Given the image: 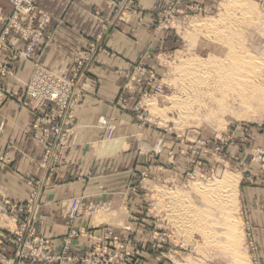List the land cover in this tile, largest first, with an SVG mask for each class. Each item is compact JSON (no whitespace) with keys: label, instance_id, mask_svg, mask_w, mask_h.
<instances>
[{"label":"rangeland","instance_id":"1","mask_svg":"<svg viewBox=\"0 0 264 264\" xmlns=\"http://www.w3.org/2000/svg\"><path fill=\"white\" fill-rule=\"evenodd\" d=\"M80 1L96 3V0ZM97 2L98 7L91 14L98 20V34L90 36L78 46L73 53L71 65L66 68H56L44 62L37 53L38 50L50 47L52 35L48 29L54 20L40 0H35V31L41 28L39 26L46 15L49 22L41 28V40L35 44L31 58L20 55L27 52L31 42L22 38L23 30L17 32L11 29L9 35L5 36L2 55L11 75L0 76V87L7 90L4 83L16 77V62L25 60L33 64V72L25 84V97L19 106L34 116L32 137L35 141L33 125L37 115L23 103L28 101V85L37 66H45L72 80L76 90L74 95L78 98L72 110L58 119L59 122L70 121L71 126L65 147L52 158L55 168L45 166L46 148L37 141L44 148L40 167L45 175L27 179L29 195L24 203L0 205V229L8 234L9 244L4 251L6 261L0 260V264H8V261L15 259L17 243L22 238L23 242L41 248L42 257L16 260L15 264H81L77 260L87 258L90 254L97 258L94 250L98 245L111 246V242L105 239L110 233L132 248L136 264H146L150 258L158 264H263L258 257L256 244L246 235L241 217L242 167L237 164L235 150L240 152L244 149L248 140L264 126V0ZM9 3V13L0 7V35L4 33L14 11L11 0ZM31 17L33 15L30 13L26 21ZM133 23L142 25L132 28ZM112 33L136 35V48L140 51L136 62L122 72L124 84L117 102L129 113L135 124V149L139 148L138 157L130 170L121 174V182L126 187L115 205L117 210L112 206L98 204L87 206L82 197L70 201L66 210L67 233L60 239V248L56 250L53 241L39 232L40 209L45 193L59 178L64 153L75 126L76 110L85 98L84 79L95 69L101 55L115 59L120 56L116 47L110 43ZM19 43H24L25 47L21 48ZM242 55L248 58L245 68L247 70L248 66L249 69L246 71L243 67L246 83L220 80V76L231 77V74L238 78L242 70H238ZM195 57L207 62L211 67L207 66V69L213 72L212 79L207 73L201 75L211 79L201 94L192 93L190 89L194 87L193 82L183 75H187V72H183L181 67L186 60ZM252 57L257 59L256 67L251 64L254 63ZM140 64L152 68L157 81L164 83L162 94L144 97L142 88H145V84L138 85L129 78L130 73ZM234 64H238V67ZM234 70L238 75L233 74ZM254 71L258 77L256 85L247 80ZM185 87L190 91L188 95ZM8 94L11 96L8 99L13 98V94ZM174 99H180L179 104H175ZM6 100L0 98V103ZM51 109L52 106L45 104L41 111ZM252 114L256 117H252ZM110 125L116 127L114 123ZM107 128L105 139L114 140L115 136L111 140L107 139ZM217 148L221 150L219 153L216 152ZM149 150L153 157H141L140 153L146 154ZM233 150L234 154H230ZM160 155H163L161 161L157 159ZM155 160L154 164L152 161ZM0 164L1 167L7 166L6 155H0ZM226 179L238 185L230 202L223 204L226 201L220 202V193L217 195L210 188L223 184ZM29 180L43 186L33 218L32 213H29L33 192V188L28 185ZM45 184L49 185L44 188ZM77 199L83 202V215L71 222L68 213L72 202ZM85 217L92 218L97 224H105L93 228L78 227V222ZM230 220L234 222L230 223ZM228 224H233L235 230L233 225L230 228ZM156 233L160 237L156 238ZM165 234L167 240L162 242L161 238ZM103 236L105 238L99 242L98 239ZM85 245L87 248L81 251ZM62 256L67 259L51 261L52 258ZM70 258L73 261H69Z\"/></svg>","mask_w":264,"mask_h":264},{"label":"crops","instance_id":"2","mask_svg":"<svg viewBox=\"0 0 264 264\" xmlns=\"http://www.w3.org/2000/svg\"><path fill=\"white\" fill-rule=\"evenodd\" d=\"M97 1L90 4V1L80 0H40L54 18L48 29L52 35L51 45L37 52L44 62L56 68L70 66L78 46L98 34V20L91 14L99 5ZM0 7L6 13L11 12L9 0H0ZM136 24L131 27L142 25ZM135 39L136 35L112 33L110 43L121 57L101 55L95 69L83 81L86 94L76 110L75 126L59 178L45 193L40 209L39 232L53 241L56 250L67 233L66 210L70 201L82 197L87 206L98 204L117 208L115 205L126 187L121 182V174L129 171L138 157L135 124L117 103L124 84L122 72L140 56ZM19 46L23 48L25 44L19 43ZM14 69L16 77L4 83L14 96L0 103V155L8 158L7 166L0 164V205L24 203L29 195L27 179L45 175L40 167L44 148L32 137L34 116L19 106L25 97V84L31 77L33 64L21 60L14 64ZM110 123L116 124L117 129L115 139L107 141L106 128ZM243 148L240 152L235 150L237 164L242 167L241 217L246 235L256 244L258 257L264 264V126ZM149 153L150 150L140 155L153 157ZM159 158L161 161L163 155ZM152 162L155 164L156 160ZM104 224L85 217L78 222V227L93 228ZM85 248L86 245L81 251ZM8 255L11 256V252ZM146 264L158 263L150 258Z\"/></svg>","mask_w":264,"mask_h":264},{"label":"built area","instance_id":"3","mask_svg":"<svg viewBox=\"0 0 264 264\" xmlns=\"http://www.w3.org/2000/svg\"><path fill=\"white\" fill-rule=\"evenodd\" d=\"M14 11L12 17L9 20L8 26L5 31L0 35V76L11 75V70L8 69V63L4 60L2 55V49L5 44L4 39L6 35H9L11 29L21 32L23 30L22 38L25 41H31L27 52L20 53L25 58H31L35 44L41 40V28L49 22V17L46 15L39 27L37 32L35 31V21L37 20V8L35 7V0H11ZM32 14L33 17L26 21L27 16ZM22 14V16H21ZM25 15V17H24ZM25 28V29H23ZM41 35V36H40ZM132 82H137L138 85L145 84V88H142V94L144 97L150 98L153 94H162L164 91V83L157 81L155 71L152 68L142 67L141 64L134 68L130 73L129 77ZM75 85L72 80L66 76L59 75L57 72L52 71L45 66L38 65L33 73V77L28 85V101L24 102L25 107H31V109L37 115L33 125L34 138L40 142L46 148L45 166H50L51 169L55 168L53 163V157L61 153V150L65 147L68 139L69 128L71 126L70 121L63 120L59 122L63 115H66L68 111L72 110V107L76 105L77 98L74 95ZM11 97L7 90L0 87V98L3 100ZM52 106V109L47 112H42L41 109L44 105ZM71 118V117H69ZM143 119V116H140ZM116 127L110 125L107 128V139L111 140L114 138ZM220 152L219 148L216 152ZM218 152V153H219ZM28 185L33 188L31 199L29 202V213L31 218L35 214L43 186L41 183L35 181H28ZM49 184H45L44 188ZM0 212H2L0 210ZM83 215V202L80 199L74 200L71 204L68 217L71 222H74L81 218ZM25 232V230H24ZM31 235H34L32 233ZM23 237V236H22ZM155 237H160V234L156 233ZM167 235L165 234L161 239L162 242H166ZM105 236L100 237L99 242L103 241ZM111 242V246L98 245L95 248V255H89L87 258H81L77 260L81 264H136L135 253L132 248L125 245L119 237L115 234L110 233L105 238ZM21 243V245H19ZM8 234L0 229V260L6 261L4 251L8 246ZM18 248L16 249L15 259L8 261V264H15L16 260H25L30 258L40 259L42 257V249L36 246L23 242V238L18 240ZM49 250V248H46ZM68 250V249H67ZM93 251H91L92 253ZM67 253V252H66ZM66 256L52 258L51 261H64ZM69 261H73L70 258Z\"/></svg>","mask_w":264,"mask_h":264},{"label":"bare ground","instance_id":"4","mask_svg":"<svg viewBox=\"0 0 264 264\" xmlns=\"http://www.w3.org/2000/svg\"><path fill=\"white\" fill-rule=\"evenodd\" d=\"M200 26H205V25H200ZM222 39V38H221ZM249 56V55H248ZM242 58H240L241 60H239V62L241 61V66L240 65H238V64H234V65H238L239 66V68H238V70L240 71L241 69V71H240V73H239V75L237 74V72L235 71V73H233V74H237L238 75V78L235 76V75H232L231 74V77H230V75H229V77H226V76H218L219 77V79L220 80H228V81H232V82H245V80H244V76H243V67L245 68L246 66V63H248L247 62V60H248V58H247V56L246 55H242L241 56ZM246 58V59H245ZM253 58V60L252 61H254V63L252 62L251 64L254 66V67H256V65H257V63H256V61L255 60H257V59H254V57H252ZM252 58H250V59H252ZM208 61V60H207ZM216 62V61H215ZM238 62V63H239ZM237 63V62H236ZM183 65V66H182ZM181 65V67H182V70H183V72H187V75L186 74H183V75H185L186 76V78L190 81H192L191 83H192V86H194L193 88L191 87V85H190V87H191V91H192V93H194V94H201L202 93V91H203V88H204V86H207V84H208V82H209V80H211L212 79V71H209L208 69H207V66H209V64L207 65V62H205L203 59H201V58H198V57H195L194 59H188V60H186V62H184L183 64ZM213 65V64H212ZM237 66V67H238ZM180 67V68H181ZM210 67V66H209ZM237 67H235V68H237ZM210 69H211V67H210ZM223 69V68H222ZM249 69V67L247 66V70ZM216 70V69H215ZM217 70H219V69H217ZM237 70V71H238ZM245 70H246V68H245ZM244 70V71H245ZM246 70V71H247ZM223 71V70H222ZM238 71V72H239ZM182 73V72H181ZM209 74V76H210V78L211 79H209V77L208 78H203V77H201V75L202 74ZM241 73H242V75H241ZM241 75V76H240ZM233 76V77H232ZM217 77V76H216ZM240 77H242L243 79H241ZM183 78H184V76H183ZM182 78V79H183ZM257 72L256 71H254V72H252L251 73V75L249 76V78L247 79V80H251V82H249L250 84H253V85H256L257 84ZM186 79V80H187ZM218 79V78H217ZM184 80V79H183ZM187 80V81H188ZM216 81H218V80H216ZM186 82V81H185ZM228 83V82H227ZM226 83V84H227ZM230 83V82H229ZM246 83V82H245ZM189 84H190V82H189ZM189 84H188V86H189ZM252 85V87H254ZM179 86V85H178ZM221 86V85H220ZM189 87V88H190ZM211 87V86H210ZM189 88H187V89H189ZM222 88V87H221ZM230 88V87H229ZM260 88V87H259ZM185 90H186V87L184 88ZM255 89V88H254ZM258 89V88H257ZM184 90V91H185ZM256 90V89H255ZM254 90V91H255ZM186 91H188V90H186ZM190 91H188L187 92V95H188V93H189ZM253 92V91H252ZM204 93V92H203ZM254 94V93H253ZM251 95V96H253L254 97V95ZM258 94V93H257ZM190 95V94H189ZM256 96V95H255ZM247 97V96H246ZM176 98H178V97H176ZM243 98V97H242ZM260 99H261V97H260ZM175 100V104L178 102V104H179V100L180 99H174ZM181 100H182V98H181ZM244 100H246L245 99V97H244ZM170 106V105H169ZM177 109V108H176ZM175 109V110H176ZM166 110V109H165ZM181 110L183 111V109L181 108ZM180 110V111H181ZM168 111V110H167ZM184 114V113H183ZM252 117H256L255 116V114H252ZM229 177V176H228ZM236 180H238V179H236ZM238 184L237 183H235V182H233L232 180H230V179H226V180H224V182H223V184H221V185H217V186H214L213 188L211 187L210 189L212 190V191H214L213 193H220V195H219V197H220V202H224V201H226L225 203H223V204H228L229 202H230V200L233 198V196H234V192H236V191H234L235 190V187L237 186ZM206 189V188H205ZM237 189V188H236ZM207 190V189H206ZM205 192V191H204ZM209 192H210V190H209ZM172 193V192H171ZM217 194V195H218ZM175 196V195H174ZM173 196V197H174ZM172 197V198H173ZM222 200V201H221ZM228 202V203H227ZM235 202V201H234ZM230 209V208H229ZM231 214V213H230ZM231 221V220H230ZM232 222H234V221H231L230 223H232ZM234 224V223H233ZM233 224H231V225H233ZM229 225V224H228ZM231 225H229L230 226V228H231ZM234 226V225H233ZM232 226V228H234V230H235V226L233 227ZM234 233V232H233Z\"/></svg>","mask_w":264,"mask_h":264}]
</instances>
